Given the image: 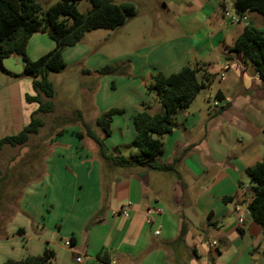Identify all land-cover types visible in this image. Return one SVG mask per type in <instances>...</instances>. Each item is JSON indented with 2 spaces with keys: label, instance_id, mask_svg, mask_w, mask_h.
I'll use <instances>...</instances> for the list:
<instances>
[{
  "label": "crops",
  "instance_id": "crops-1",
  "mask_svg": "<svg viewBox=\"0 0 264 264\" xmlns=\"http://www.w3.org/2000/svg\"><path fill=\"white\" fill-rule=\"evenodd\" d=\"M235 2L148 0L150 25L144 28H149V36L161 30L165 35L144 39V47L126 55L132 57L129 76L139 74L141 81L122 96L112 93V78H104L90 95L83 90L84 109L54 116L56 107L46 114L51 116L50 130H40L34 144L39 148L44 136L67 123L75 111L104 138L96 120L115 109L123 113L114 116L112 135L104 143L109 151L120 147L135 155L129 148L140 105H149L152 116L162 112L157 96L147 89L153 76L198 66V78L209 79V86L177 115L179 127L163 138L158 163L173 170L113 167L101 158L94 141L77 137L84 132L79 123L64 125L48 143L42 178L24 193L23 214L0 235V264L42 256L46 250L54 253V264H107L103 257L108 264H264L262 228L250 216L239 225L235 213L253 195L247 169L264 160V81L233 51L246 26L263 30L264 19L254 13L239 15ZM54 48L48 36L38 33L31 37L27 53L37 60ZM63 57L70 65L85 61L84 76L117 61L80 43L65 49ZM32 91L30 96L35 95ZM134 92L139 95L133 97ZM25 103L31 109L23 115L24 127L38 109L35 103ZM127 203L128 217L115 214ZM183 227L186 233L177 243ZM68 240L71 247L65 245ZM213 241L215 248L210 247Z\"/></svg>",
  "mask_w": 264,
  "mask_h": 264
},
{
  "label": "trees",
  "instance_id": "trees-1",
  "mask_svg": "<svg viewBox=\"0 0 264 264\" xmlns=\"http://www.w3.org/2000/svg\"><path fill=\"white\" fill-rule=\"evenodd\" d=\"M81 0H59L45 8L40 0H0V65L17 56L23 63L24 72L32 78L35 95H26L28 104H37L38 109L31 115L30 122L18 134L0 139V183L6 175L1 168L6 147L23 148L30 138L39 134L44 122L41 115L55 112L54 98L56 91L50 81L51 74L60 73L66 68L63 53L65 49L78 45L86 33L104 29L118 30L137 16L136 8L131 3L116 4L114 0H89L92 10L83 14L77 4ZM235 11L244 16L248 13L260 15L264 19V0H236ZM44 34L55 43V48L37 60H31L27 48L34 34ZM233 51L242 57L247 70H252L264 81V31L254 24H248L243 34L236 40ZM116 68L106 67L101 73L116 74ZM201 69L198 66L185 67L179 73L170 76L156 73L153 84L148 91L157 96L162 112L150 115L149 105L142 103V108L133 120L135 137L130 148L140 155L127 158L122 155V148L117 147L114 153L107 149L104 139L112 135V121L121 110H110L96 120V126L102 131L100 138L87 124L80 111H75L69 122L79 123L85 134L79 133L80 139L85 136L94 141L100 150L101 158L109 165L128 169L145 167L168 172L173 166L160 165L159 158L164 151L163 138L179 127L177 115L187 110L196 97L209 86V79L198 78ZM132 159V160H131ZM246 175L253 194L248 202L250 218L261 228L264 235V160L247 169ZM186 230L183 227L177 243H181ZM54 253L46 250L42 256H26L5 264H54ZM104 263L108 260L101 258Z\"/></svg>",
  "mask_w": 264,
  "mask_h": 264
},
{
  "label": "rangeland",
  "instance_id": "rangeland-1",
  "mask_svg": "<svg viewBox=\"0 0 264 264\" xmlns=\"http://www.w3.org/2000/svg\"><path fill=\"white\" fill-rule=\"evenodd\" d=\"M58 1L40 0L45 8L56 4ZM114 3L133 4L136 8L137 16L132 18L127 23L128 25L126 24L118 30L99 29L86 33L80 44L88 50H92L96 55L100 54L102 58L111 59V61L117 58V61L107 62L99 69L90 70L87 72V76L82 73V67L85 66V61L83 60L78 65L66 64V68L60 73L51 74L50 81L56 91L54 103L57 107V112L54 116L74 108L83 110L85 103L83 90L86 91L87 95L92 94L95 91L94 87L101 83L104 78H112L114 85L112 86L111 81L110 85L114 96L128 95L129 91L134 88L132 84L136 81H141L139 74H136L138 78L129 76V71L132 67V57L128 58L126 55L140 45L144 47V39L151 41V39L164 36L165 32L161 30L159 35L155 33L149 36V28H144L150 25L147 22L151 15L150 8L147 5L148 0H114ZM77 7L83 14H87L92 10L89 0H81ZM262 28L264 30V26ZM106 67L116 68V74H102L101 71ZM139 69L141 70V67ZM32 90V78L25 74L23 63L19 57L13 56L0 65V139L16 135L23 129V115L27 114V111L31 109L26 105L25 97L33 94ZM141 94L144 95V93ZM138 95L134 92L133 97ZM50 118V115H43L44 126L41 128L42 133L50 130L48 129ZM73 124L75 123L67 121L60 128L58 126L52 133L44 136L45 141L39 144V148L34 144V140L38 142V136H33V141H30L23 148L6 147L1 162V168L5 172L6 178L0 183V235L5 233L6 226L13 221L17 214H23L20 209V202L24 197L25 191L42 178L43 163L48 153V143L55 138L57 132H60L64 125ZM83 134H85V131ZM77 137L80 139L79 136ZM129 149L134 150L133 148ZM109 152L114 153V149ZM136 154L140 155L138 151H136ZM136 154L134 155L131 151L122 149V155L127 158H132Z\"/></svg>",
  "mask_w": 264,
  "mask_h": 264
},
{
  "label": "built area",
  "instance_id": "built-area-1",
  "mask_svg": "<svg viewBox=\"0 0 264 264\" xmlns=\"http://www.w3.org/2000/svg\"><path fill=\"white\" fill-rule=\"evenodd\" d=\"M224 13L225 14H229L230 13V10L228 7H225L224 8ZM245 23H247V20L245 18L242 19ZM237 21H240V19H238ZM130 206L131 204L130 203H127L125 204L124 206H122L121 210L118 212V213H115V214H122L123 216L125 217H128L129 216V210H130ZM161 212V210H159ZM235 213H236V217H237V221H238V224L241 225V224H244V220L246 217L250 216L249 215V211H248V202L245 203V204H241V205H238L235 209ZM150 223V222H148ZM156 235H159V231L156 232ZM65 245L67 247H71V241L68 240L65 242ZM217 246V242L216 241H213L210 243V247L211 248H215ZM78 263H81L83 261L82 258H77L76 260Z\"/></svg>",
  "mask_w": 264,
  "mask_h": 264
}]
</instances>
